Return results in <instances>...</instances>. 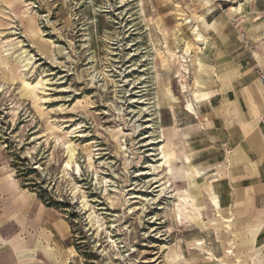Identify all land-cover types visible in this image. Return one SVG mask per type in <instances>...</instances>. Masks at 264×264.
I'll use <instances>...</instances> for the list:
<instances>
[{
    "label": "rangeland",
    "instance_id": "374dc122",
    "mask_svg": "<svg viewBox=\"0 0 264 264\" xmlns=\"http://www.w3.org/2000/svg\"><path fill=\"white\" fill-rule=\"evenodd\" d=\"M254 52L264 0H0V238L51 254L0 264H264L215 214L226 151L196 108Z\"/></svg>",
    "mask_w": 264,
    "mask_h": 264
},
{
    "label": "crops",
    "instance_id": "0c3cea01",
    "mask_svg": "<svg viewBox=\"0 0 264 264\" xmlns=\"http://www.w3.org/2000/svg\"><path fill=\"white\" fill-rule=\"evenodd\" d=\"M255 53L264 63V57ZM204 92L210 93L209 98L196 108L205 111L203 115L217 130L226 151L217 170V181H223L225 188L224 193L217 195L219 208L247 225L248 240L264 251L263 88L255 76L237 65L225 72L217 87ZM0 246L7 245L0 241ZM49 247V238L40 232L33 247L10 249L17 261L23 260L18 256L21 252L33 260L41 252L51 261Z\"/></svg>",
    "mask_w": 264,
    "mask_h": 264
},
{
    "label": "bare ground",
    "instance_id": "6f19581e",
    "mask_svg": "<svg viewBox=\"0 0 264 264\" xmlns=\"http://www.w3.org/2000/svg\"><path fill=\"white\" fill-rule=\"evenodd\" d=\"M183 21L188 22V18H184ZM253 54L256 57V53L254 52ZM198 173H199V171H198ZM179 197L180 198H179V202L177 203V205H178V214L181 217V219L186 221V220H195L196 218H198L199 214H196V212L198 211V207L195 204L194 192H192V190L190 188H186L185 193L183 195H180ZM212 201H213L214 208L217 212L215 214H217V216L219 217L218 220H220V222H222V223L231 221L229 219L224 218V216H221L219 214V203H218V199L216 196L213 197ZM1 208H2V211H1L2 214L6 215V217L12 216L13 215L12 212L15 211V206H14L12 200H10L9 203H5ZM215 219H216V217H215ZM0 241L2 243H5V244L9 243V246H11V249H13V250L18 249L19 247H22L20 242H19V239L15 240V241H13V240L12 241H9V240L5 241L2 238H0Z\"/></svg>",
    "mask_w": 264,
    "mask_h": 264
},
{
    "label": "built area",
    "instance_id": "2783aa9c",
    "mask_svg": "<svg viewBox=\"0 0 264 264\" xmlns=\"http://www.w3.org/2000/svg\"><path fill=\"white\" fill-rule=\"evenodd\" d=\"M254 61H255L254 67H255L256 72H257V79H258V81H259V83L262 86L263 91H264V63L260 64L256 58H254ZM262 118H264V112H263Z\"/></svg>",
    "mask_w": 264,
    "mask_h": 264
}]
</instances>
